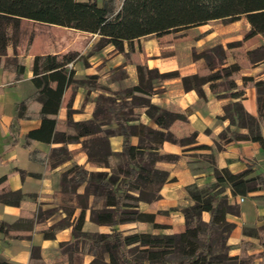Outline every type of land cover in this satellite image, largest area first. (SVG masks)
Instances as JSON below:
<instances>
[{
    "label": "trees",
    "instance_id": "trees-1",
    "mask_svg": "<svg viewBox=\"0 0 264 264\" xmlns=\"http://www.w3.org/2000/svg\"><path fill=\"white\" fill-rule=\"evenodd\" d=\"M246 18L249 30L243 40L261 35L264 38V0H102L99 6L96 0H0V67L1 60H6L7 47L15 48L20 38V20L26 19L38 23L62 26L81 32L96 34L99 38L96 47L111 44L115 51L125 57L135 53L134 41L146 35H163L186 31L188 28L201 26L210 21L220 20L225 23ZM31 36L27 42L29 45ZM233 44H229L231 48ZM127 48V50H125ZM15 55V54H14ZM75 51L65 54L36 55L32 59V77L34 86L33 100L38 104V117L41 125L26 136L27 139H37L55 143L76 142L81 137H89V144L83 143L81 148L87 155L89 166L107 168L109 171H87L83 165H73L62 172L59 203L57 209L65 212V217L59 224L67 223L73 212L79 208V213L73 222V239L59 245L62 255H66L69 264H83L85 254H91L94 259L90 264H264V225L244 228V236H254L260 243L261 250L257 254L238 256L228 255L226 238L232 231L233 224L226 221V214L237 215L239 206L228 201L224 194L225 186L230 187L231 196H247L252 192L264 190V176L250 177V162L241 172L231 173L226 168L217 169L213 158V147L195 143L194 132L184 137L175 136L169 128L176 121H186V117L178 112H171L149 103L152 92V80H162L177 75H159L155 70H148L137 62L139 83L131 89L137 91L138 98L114 100L100 99L96 103L103 107L99 119L106 123L112 119L116 125L114 131H105L104 136L98 133L96 125L98 109L93 112L89 122H72L71 110H67V126L75 135H66L57 127L55 119L64 90L74 84H89L85 80H76L74 71L70 68L76 57ZM251 63L264 60V44L258 49L246 51ZM192 58L206 60V65L196 74L181 78L182 87L196 89L201 96V86L208 83L216 97L230 99L240 98L243 87L247 84L256 88L257 116L249 114L240 101H232L223 106L233 130L224 128L218 135L216 150L234 141H252L264 148V140L260 130L264 126V79L255 80L252 77L241 76L240 65L232 63L221 67L216 72L214 68L226 62L221 46L205 49L199 54L192 52ZM12 57V68L16 77L22 74L24 64L16 62ZM16 62V63H15ZM242 81L237 86L236 80ZM220 92H223L220 94ZM135 105L144 108L146 116L150 117L156 128L142 123L127 125L128 121L137 120L139 113L133 111ZM17 117H27L25 101L17 104ZM237 128H244L247 133H240ZM113 133L123 136L122 150L112 153L106 147L107 136ZM138 137L136 145L130 144V138ZM163 142L174 145H193L188 150H208L205 155L214 173V183L199 188L195 185L185 187L187 195L193 204L182 207L180 211L185 219L184 230L179 234L131 233L124 234L113 230L105 234H88L82 230L84 215L90 210L89 220L98 225L116 226L122 223L135 222L139 219L152 221L137 209L138 202H152L159 197L160 187L168 179L165 170L158 168L163 162H175L177 156L160 151ZM98 145L106 147L104 150ZM103 151V152H102ZM69 158V152L64 147L52 149L50 159L57 166ZM117 160V163H113ZM0 179V184L5 182ZM83 186V193H77V188ZM6 190V189H5ZM4 190V191H5ZM11 203L17 204L16 194ZM91 198V206L88 205ZM2 202H5L0 197ZM6 203V202H5ZM54 209L47 211V214ZM208 212V223L201 220V214ZM38 223L42 221L37 217ZM58 225V224H57ZM55 225L50 228L53 229ZM155 229H165V224L153 223ZM45 238L53 237V233L43 232ZM214 243L220 252L213 253ZM31 257L28 264H44L39 258L37 247H31ZM107 256L108 263L97 260V255ZM173 255L177 261L168 260ZM0 264H13L0 259Z\"/></svg>",
    "mask_w": 264,
    "mask_h": 264
},
{
    "label": "crops",
    "instance_id": "crops-1",
    "mask_svg": "<svg viewBox=\"0 0 264 264\" xmlns=\"http://www.w3.org/2000/svg\"><path fill=\"white\" fill-rule=\"evenodd\" d=\"M86 1V0H77ZM100 6L102 0H96ZM20 38L15 46L7 47V55L18 56L22 52L25 35L22 34V25L31 23V42L28 50H24V69L21 75L16 77V71L12 66L0 67V179L5 182L0 184V259L13 264H28L31 257V247H37L39 258L44 264H69L66 255H62L59 245L72 241V227L79 208L66 219L67 223L58 224L65 217V212L58 210L49 215L47 211L59 203V191L61 175L66 169L73 165H83L87 171H105L107 168L89 166L86 162L87 155L81 148L83 143L89 144L90 138H80L76 142L66 144L55 142H43L37 139H27V134L40 127L41 121L38 117V104L33 100L34 86L32 77V59L36 55L65 54L68 51H75L76 57L70 68L74 71L73 77L76 80H85L95 83L97 88H86L79 83L70 85L64 90L60 100V108L55 117L57 127L63 130L66 135H75L72 128L67 126V110H71L70 120L72 122H89L93 119V112L98 109V120L96 125L100 136L105 131H114L116 125L111 119L109 123L102 122L104 108L96 105L100 99L110 98L117 102L123 98L130 100L138 98L137 91L132 90L133 86L139 83L137 75V63L132 58L127 59L122 53L115 51L111 44L96 47L98 36L93 33H85L71 30L62 26L38 23L31 20H20ZM199 27V26H197ZM192 28V27H191ZM247 31L250 29L246 24ZM190 29V28H188ZM65 30L74 31L72 38H68ZM187 31V30H186ZM186 31L174 34H182L183 41L173 42L168 57L162 56L166 45H163L168 36L163 35L157 38L155 35H146L134 41L135 53H138L139 64L148 70H155L159 75H172L160 80H152V92L149 103L164 108L171 112H178L186 117V121H176L169 130L177 137H184L194 132L195 143L213 147V158L217 169L226 168L229 172H241L247 168L246 162H250V173L247 179L255 176H264V148L252 141H234L223 145L220 151L216 150L218 135L224 128L233 130L234 125L230 122L223 111V106L232 101H240L249 114L257 116L256 88L247 84L243 87V94L240 98L230 99L216 97L210 90L208 83L201 86V96L196 89L185 90L181 85V78L196 74L205 65L204 59L192 58L191 49L194 47L201 51L203 46L215 39L213 32L204 33L199 40L190 38ZM223 33V32H221ZM261 36L256 35L254 37ZM242 41V37H235ZM264 44V38L261 36ZM87 43L84 44L85 40ZM28 42V41H27ZM226 48L228 41L221 42ZM9 49L12 50L9 53ZM127 50V48H125ZM245 69L240 68L242 77H252L255 80L264 78V60L251 63L246 56ZM15 54V55H14ZM131 54V53H130ZM128 55V57L130 56ZM21 56V55H20ZM145 56V59H143ZM231 60L228 65L236 63ZM237 86L242 85L240 79L236 80ZM223 92H220L222 94ZM25 101L27 117H17V104ZM133 111L138 114L137 120L128 121L127 125L142 123L156 128L150 117L146 116L144 108L135 105ZM260 134L264 140V126L260 127ZM240 133H247L244 128H237ZM123 136L113 133L107 136L106 147L112 153H119L122 150ZM138 137L133 135L130 144L136 145ZM64 146L69 152V158L60 165H53L50 159V151L54 148ZM161 152L177 156L175 162H163L158 168L165 170L168 179L160 187L159 197L152 202L139 201L138 211L153 220L139 219L135 222L122 223L116 226H103L89 220L90 210L87 209L84 215L82 230L88 234H109L113 230L124 234L131 233H153V234H179L184 230V217L180 209L193 204L190 201L186 188L195 185L205 188L213 184L214 173L205 155L208 150H188L191 145L180 146L169 142H163ZM16 194L18 203L9 201L15 198L7 194L6 190ZM5 190V191H4ZM77 193H83V186L77 188ZM224 194L228 201L237 203L238 214H226V221L233 224L232 231L226 238L229 256H238L241 253L252 255L261 250L258 239L254 236H244L243 230L264 225V190L252 192L243 196V202L238 201L236 195L231 196L230 187L225 186ZM91 198L88 205L91 206ZM201 220L208 223L209 213L203 212ZM37 217L42 221L38 223ZM153 223L166 225L165 229H155ZM55 225L53 229L50 227ZM52 232L53 237L45 238L43 232ZM94 259L91 254H85L82 258L83 264H90ZM103 262H107V256H103Z\"/></svg>",
    "mask_w": 264,
    "mask_h": 264
},
{
    "label": "rangeland",
    "instance_id": "rangeland-1",
    "mask_svg": "<svg viewBox=\"0 0 264 264\" xmlns=\"http://www.w3.org/2000/svg\"><path fill=\"white\" fill-rule=\"evenodd\" d=\"M246 24H248V23H247L246 18L244 16V17H241L240 19H238L237 21L230 22V23H225V22H222L220 20H215V21H210L206 24H203L199 27H192L190 29H187V31L185 33L190 34V38L193 40L202 39L203 32H201V31H203V30H206L204 33L213 32L216 34L215 39L206 43L203 46L201 51H198L199 49H196L193 47L191 49V53L194 52L196 54H199L200 52H202L205 49H209V48L211 49V48H215L216 46H221V48L223 50V55L226 58V62L220 66H217V68H214L213 72H216L221 67L229 66L228 62L231 60L237 61L236 63H238L241 68L245 69L247 66V63L245 62V57H244L245 56V49L255 50V49H258L261 45H263L261 36L251 37V38H247V39L243 40V37L245 36V33L247 32ZM31 27H32V25L30 22L26 23V25L25 24L22 25V34L25 35L26 42L24 43V46L22 48V52L20 53L21 56L18 53V56L15 57L14 60H16V62H20L23 64L22 55L24 54V50L25 51L28 50L29 45H27V41L29 40V37L31 36V32H30ZM221 32H223V33H221ZM65 33L68 34V36H69L68 38H72L73 34H75V35L77 34L74 31H70V30H65ZM237 36L242 37L241 42H240V40H237V38H235ZM183 37H184V35H182V34H174V33H173V35L168 36L169 39L165 40V42H163V45H166V48L164 49L162 56L168 57L170 54H172L171 53L172 49L170 47L172 46L173 42L183 41L185 39ZM224 39L226 41H228V44H226V46H225L226 48H223V45L221 44V42H223ZM88 40L89 39L85 40L84 44H86ZM231 43L233 44V46L231 48H228V45ZM11 51L12 50L9 49V53H11ZM169 51H171V52H169ZM12 57H13L12 55H9V56L7 55L6 60H4V59L1 60V64L4 65L6 68L7 67L9 68V66H12V62H13L11 60ZM130 58H132L134 63H137L138 61H140L138 58L137 52L130 54V56L127 57V59H130ZM143 59H145V56H143ZM204 61H205V65H206V60L204 59ZM202 69L203 68H201L200 70H202ZM262 79H264V78H262ZM84 85L86 88H93V89L97 88L95 83L92 81H90L88 85L87 84H84ZM97 148L104 150L106 147H104L102 145H98ZM112 162L115 164L118 161L113 160ZM107 171H109V170H107ZM57 207L58 206L51 208V209L52 210L54 209V211H58L59 209H57ZM59 223L60 222H58L57 224H59ZM219 252H220V249L218 248L217 244L214 243L213 253L217 254ZM255 254L256 253H254V255ZM103 256L104 255H102V254H98L97 260L99 262L105 263V262H103ZM167 258L170 261H177L176 257L173 255H169ZM257 261H258V259L255 258L254 264H257Z\"/></svg>",
    "mask_w": 264,
    "mask_h": 264
},
{
    "label": "built area",
    "instance_id": "built-area-1",
    "mask_svg": "<svg viewBox=\"0 0 264 264\" xmlns=\"http://www.w3.org/2000/svg\"><path fill=\"white\" fill-rule=\"evenodd\" d=\"M70 65H71V64H70ZM238 201H239V202H243V201H245V200H244V197H243V196H239V197H238Z\"/></svg>",
    "mask_w": 264,
    "mask_h": 264
}]
</instances>
